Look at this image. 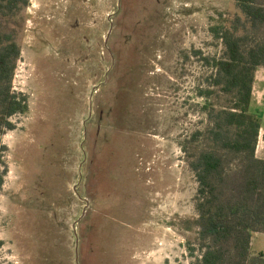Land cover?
<instances>
[{
    "label": "rangeland",
    "instance_id": "obj_1",
    "mask_svg": "<svg viewBox=\"0 0 264 264\" xmlns=\"http://www.w3.org/2000/svg\"><path fill=\"white\" fill-rule=\"evenodd\" d=\"M236 15L235 0H29L0 13L28 104L0 137V264H200L191 161L209 145V110L232 98L213 86L225 52L213 28ZM254 98L264 158L263 67Z\"/></svg>",
    "mask_w": 264,
    "mask_h": 264
},
{
    "label": "trees",
    "instance_id": "obj_2",
    "mask_svg": "<svg viewBox=\"0 0 264 264\" xmlns=\"http://www.w3.org/2000/svg\"><path fill=\"white\" fill-rule=\"evenodd\" d=\"M235 1L242 15L213 28L225 46L214 62L213 86L232 98L209 110V145L191 161L199 184L200 264H264L263 252L252 253L254 235L264 233V158L256 155L263 117L254 98L256 72L264 68V0ZM28 4L0 0V13ZM20 55L14 34L0 30V137L28 109L26 97L12 89Z\"/></svg>",
    "mask_w": 264,
    "mask_h": 264
},
{
    "label": "crops",
    "instance_id": "obj_3",
    "mask_svg": "<svg viewBox=\"0 0 264 264\" xmlns=\"http://www.w3.org/2000/svg\"><path fill=\"white\" fill-rule=\"evenodd\" d=\"M257 153H258V151H257ZM260 158H263V157H260ZM264 234V233H263Z\"/></svg>",
    "mask_w": 264,
    "mask_h": 264
}]
</instances>
